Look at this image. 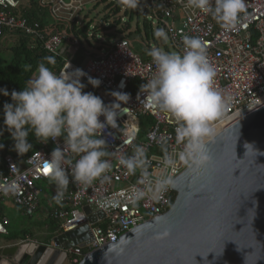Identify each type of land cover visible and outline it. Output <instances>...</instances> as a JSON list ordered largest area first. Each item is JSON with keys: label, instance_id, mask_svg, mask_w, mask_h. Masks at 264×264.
<instances>
[{"label": "built area", "instance_id": "built-area-1", "mask_svg": "<svg viewBox=\"0 0 264 264\" xmlns=\"http://www.w3.org/2000/svg\"><path fill=\"white\" fill-rule=\"evenodd\" d=\"M55 23L70 26L75 24L73 13L82 10L88 0H35ZM99 1V0H97ZM152 17L157 20L168 35L171 46L179 53L183 51L184 35L200 38L207 46L208 58L216 71L217 90L230 96V101L223 109L222 115L213 122L215 133L264 105V0H245V12L235 24L222 27L210 14L198 9L186 7L187 0H148ZM19 0H0V36L20 32L38 41L42 48L52 55H60L63 65L59 71L68 68L72 71L82 69L88 76L98 78L101 84L93 88L87 83V77L81 82L86 84L85 92L102 98L105 104L114 102L112 91L129 94L130 99L118 115L116 128L108 127L100 138L106 141L112 170L107 173L109 180L101 183L95 181L87 190L73 183L68 185L61 205L53 204L56 188L43 169L51 158L54 148H64L63 137L48 143L39 142L40 148L27 155L22 161L0 150V203L10 199L26 217H31L39 208L41 197L45 192L36 185L45 182L49 187L44 213L55 222L56 235H64L66 242L76 239L68 236L73 230L88 223L91 215L93 222L88 223L89 231L78 233L80 242L66 245L61 241L55 245L65 254L68 264H77L83 254L110 241H118L120 235L140 223L164 213L171 204L174 192L169 188L158 200L149 197L131 203L133 186L138 185L140 171L134 175H125V169L118 164L121 155L131 156L133 149L143 146L148 160L147 171L154 180L161 174L171 175L173 179L186 167L177 159L183 149L176 143L177 124L168 114L148 104L147 90L140 86L150 80L155 73V65L147 49L145 56L134 52L128 38L120 37L108 44L103 52L88 56L82 64L74 63L71 53L66 54L64 43L75 39L64 31L50 32L48 24L40 25L37 21H28L17 13ZM69 15V16H68ZM58 73V74H59ZM124 87H120L121 82ZM101 121L104 117H100ZM1 144V141H0ZM166 155L176 159L174 168L165 169L163 160ZM119 185V186H118ZM113 200L115 206H108L105 201ZM93 207L89 214L85 207ZM7 219H0V234H8ZM18 243L36 242L25 236ZM62 264V263H61Z\"/></svg>", "mask_w": 264, "mask_h": 264}, {"label": "clouds", "instance_id": "clouds-1", "mask_svg": "<svg viewBox=\"0 0 264 264\" xmlns=\"http://www.w3.org/2000/svg\"><path fill=\"white\" fill-rule=\"evenodd\" d=\"M117 4L129 9H136L139 0H117ZM186 7L198 9L210 14L222 27L238 22L245 12V0H187ZM158 39L167 41L163 28L154 32ZM183 51L165 52L153 48L148 52L155 73L140 86L147 90L148 104L168 114L177 124L176 143L183 149L177 159L184 163L192 173L209 171L213 166L208 142L216 135L213 122L223 113L231 97L224 95L214 86L216 71L211 64L206 44L198 37L184 35ZM54 63L52 57H45ZM70 65L68 66V68ZM64 69L59 74L53 72L45 63L37 66L33 77L26 82L22 91L0 88V94L10 96L11 103L3 105V123L14 141L13 150L19 156L28 153L33 147L28 137L31 133L36 141L48 143L51 139L63 137L64 148L56 147L51 152L46 166V176L55 185L53 201L61 205L68 185L73 183L85 190L99 180H109L112 163L105 159L109 155L106 141L100 138L106 128H116L118 115L123 111L130 96L121 91H112L111 104H105L101 97L92 92H85L86 84L81 82L87 77V83L98 88L101 80L88 76L82 69L72 71ZM120 87H124L122 81ZM104 120L101 121L100 117ZM2 134V133H0ZM245 148L253 150L251 144ZM4 145L0 144V149ZM177 160L166 155L163 160L165 169L174 168ZM118 164L125 169V175H134L140 171L138 185L133 186L131 203L149 197L158 200L175 186L171 175L161 174L154 180L147 171V156L143 146L137 145L131 156L121 155ZM108 206H115L113 200L105 201Z\"/></svg>", "mask_w": 264, "mask_h": 264}, {"label": "water", "instance_id": "water-1", "mask_svg": "<svg viewBox=\"0 0 264 264\" xmlns=\"http://www.w3.org/2000/svg\"><path fill=\"white\" fill-rule=\"evenodd\" d=\"M246 143L253 146L247 154ZM208 146L212 168L192 173L185 167L164 213L83 254L77 264H264V105L219 130ZM88 223L66 233L76 236L69 242L64 235L52 245L10 240L0 247V264H61L65 254L55 245L80 242Z\"/></svg>", "mask_w": 264, "mask_h": 264}, {"label": "rangeland", "instance_id": "rangeland-1", "mask_svg": "<svg viewBox=\"0 0 264 264\" xmlns=\"http://www.w3.org/2000/svg\"><path fill=\"white\" fill-rule=\"evenodd\" d=\"M19 2L23 4L27 0H19ZM109 2H113V0H88L81 11L73 13L71 16L68 15L69 18L74 17L77 28L83 25L87 26L86 37H79L87 53L100 54L114 39L123 37L125 34H128L133 48L138 53L145 52L147 44L151 48L157 47L165 52H178L171 46L169 39L164 41L162 38L158 39L154 36V32L162 27L151 16L148 0H144V5H138L136 9L121 6L118 11L114 12L111 10V5L106 6ZM144 25L147 27L145 28ZM15 38L16 36L13 35L0 37V63L7 61L9 50L5 48L13 44ZM64 48L67 49L66 54L71 53L69 43H64ZM36 185L45 193H49V187L45 182L39 181ZM0 212L6 217L10 230L25 229L32 235L31 238H35L39 242L42 241L46 245H52V239L56 236V232L53 231L50 222L45 223L36 214L31 219H27L17 208L6 205L4 202L0 203ZM7 237L8 234H0V247L10 242ZM62 264H68V261L64 259Z\"/></svg>", "mask_w": 264, "mask_h": 264}, {"label": "trees", "instance_id": "trees-1", "mask_svg": "<svg viewBox=\"0 0 264 264\" xmlns=\"http://www.w3.org/2000/svg\"><path fill=\"white\" fill-rule=\"evenodd\" d=\"M99 1H105V0H99ZM109 5H111V10L113 12L118 11L121 8V6L117 4V0H113V2H109L106 6ZM138 5H144V0H139ZM17 13L20 14L21 16L26 17L28 21L31 22L37 21L42 26L45 23L48 24L50 28L49 29L50 32L64 31L69 35V38L74 36L75 39H71V41H69L76 48L72 56L74 63L82 64V62L88 56L94 55L93 53H87L83 48L81 41L79 40L80 36L86 37V30H87L86 25L77 28L75 24L66 26L64 24L55 23L52 20V18L46 17V13H44L41 10V7L37 4V1L35 0H27L26 3L23 4L20 3ZM144 26L145 28L147 27V25ZM135 31L137 32L138 30L136 29ZM10 35L16 36V38L13 44H11L8 48H5L9 50V57L7 61H5L4 63H0V88H7L9 93H11L12 90L22 91L23 88L26 87V82L33 77L34 73L36 72L37 66L40 63H45V65L49 67L53 72L57 74L59 73L63 65V58L60 55H52L48 53L42 48L41 44L38 41H32L29 36H26L20 32H13ZM123 37L129 39L128 34L123 35ZM130 42H131L132 50L138 53L133 48V43L131 40ZM147 45L148 46L146 48L149 50L151 47H149V44ZM146 51L138 54H145ZM45 57H52L54 63H49L45 59ZM6 102L7 103L12 102L10 96L5 97L2 94H0V133H2L0 134V141L1 144L4 145L3 149L0 150L2 154L9 153L16 159V161H22L27 155L40 148L41 145L39 144L38 141H36L34 135L30 133L28 137V141L33 145L30 151L24 154L23 156H19L17 152L13 150L14 141L12 140L10 133L7 131L6 126L3 123V105ZM173 198H174V194L171 197V202ZM53 204H55V202ZM17 209L21 212V210L18 207ZM3 216L4 215L0 212V219ZM26 218L30 219L31 217H26ZM44 221L45 223L50 222V224H52L53 231L57 233V226L54 221H52L48 217H46ZM6 227L8 231V237H7L8 240H14L19 237L23 238L26 235L28 236L30 235V233H28L25 229L12 231L9 229L8 225H6Z\"/></svg>", "mask_w": 264, "mask_h": 264}, {"label": "crops", "instance_id": "crops-1", "mask_svg": "<svg viewBox=\"0 0 264 264\" xmlns=\"http://www.w3.org/2000/svg\"><path fill=\"white\" fill-rule=\"evenodd\" d=\"M8 35H10V34H4V35H2L1 37H3V36H7L8 37ZM11 36V35H10ZM69 41H67V43H68ZM70 43V42H69ZM77 43V42H76ZM75 44V43H74ZM76 50V48L74 49V51ZM143 56H145V54H142ZM47 193L45 194V196H43V197H41L42 199H41V201H40V204H39V208L37 209V211L33 214V215H37L38 216V218L40 219V220H44L45 218H46V215H45V213H44V210H45V207H46V201H47ZM4 203L6 204V205H9V206H14L13 204H12V202H11V200L10 199H5V201H4ZM15 208H17L16 206H14ZM33 215L31 216V218L33 217ZM26 217V216H25ZM30 218V219H31ZM26 236H28V235H26ZM29 236H31V235H29ZM25 237V236H24ZM19 239H21L20 237L19 238H16V239H14L13 241H16V240H19ZM32 239H34V240H36L35 238H32ZM37 241V240H36ZM39 244H44L42 241H37Z\"/></svg>", "mask_w": 264, "mask_h": 264}, {"label": "snow or ice", "instance_id": "snow-or-ice-1", "mask_svg": "<svg viewBox=\"0 0 264 264\" xmlns=\"http://www.w3.org/2000/svg\"><path fill=\"white\" fill-rule=\"evenodd\" d=\"M43 171H44L45 174H47L50 170H49V168L45 165Z\"/></svg>", "mask_w": 264, "mask_h": 264}]
</instances>
